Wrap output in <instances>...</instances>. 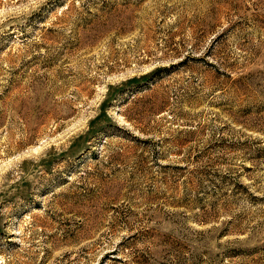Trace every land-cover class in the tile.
Instances as JSON below:
<instances>
[{
    "label": "rangeland",
    "instance_id": "374dc122",
    "mask_svg": "<svg viewBox=\"0 0 264 264\" xmlns=\"http://www.w3.org/2000/svg\"><path fill=\"white\" fill-rule=\"evenodd\" d=\"M0 264H264V0H0Z\"/></svg>",
    "mask_w": 264,
    "mask_h": 264
}]
</instances>
